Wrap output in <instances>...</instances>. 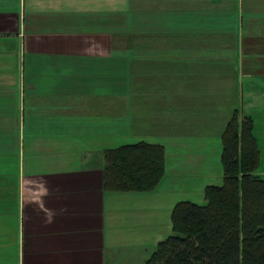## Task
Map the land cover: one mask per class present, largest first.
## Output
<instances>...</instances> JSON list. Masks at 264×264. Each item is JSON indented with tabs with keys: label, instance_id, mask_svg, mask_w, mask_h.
Segmentation results:
<instances>
[{
	"label": "crops",
	"instance_id": "1",
	"mask_svg": "<svg viewBox=\"0 0 264 264\" xmlns=\"http://www.w3.org/2000/svg\"><path fill=\"white\" fill-rule=\"evenodd\" d=\"M162 84L185 124L232 88L264 173V0H0V264H143L175 202L221 183L198 136L170 138L154 190H104V149L160 143L137 120Z\"/></svg>",
	"mask_w": 264,
	"mask_h": 264
},
{
	"label": "trees",
	"instance_id": "2",
	"mask_svg": "<svg viewBox=\"0 0 264 264\" xmlns=\"http://www.w3.org/2000/svg\"><path fill=\"white\" fill-rule=\"evenodd\" d=\"M250 115L234 109L221 135L220 184L201 203L178 200L170 232L143 264H264V177ZM103 188L152 191L165 174V146L137 141L103 150Z\"/></svg>",
	"mask_w": 264,
	"mask_h": 264
},
{
	"label": "rangeland",
	"instance_id": "3",
	"mask_svg": "<svg viewBox=\"0 0 264 264\" xmlns=\"http://www.w3.org/2000/svg\"><path fill=\"white\" fill-rule=\"evenodd\" d=\"M155 80L160 81L161 77H157ZM164 83L167 85V82H164ZM166 87L167 86H164L162 84L160 87L161 91L146 97V99L144 101V102L149 103V104L156 101L160 104V106L162 107L158 111L160 119L159 120L150 119L149 116H147V115H145V119L140 117L139 120H137V130L139 132L140 131L142 132V133H139V135L143 136L145 139H150V137H154V138H156V140L158 139L157 142H160L165 146L166 167L169 168V160H170L169 151H170V147H171L170 138L175 139L174 141L177 144L181 143L182 148L186 147L185 144L190 145V147H191L192 144L193 145H195V144L199 145L201 142H203L201 140V138H196L198 136H213V137H220V139H221L222 132L225 128V125L228 122V119L230 118V116H231V114L235 108L240 109V104L236 100L232 99L235 95L232 92V88H230L229 90H227L225 92V100H226L225 103L224 102L218 103L219 108H209L210 105H208L206 107L207 108V118L203 119L205 122L204 124H202L201 121H198L197 123H192V124H185L184 120L179 118L181 108L175 109L176 118L174 119L175 121L173 120L174 122H172V119H170V117H169V108H168V104H169V102H171V101H169L170 93H167V90H163ZM215 105H217V104H215ZM210 107H213V105ZM152 111L153 110H149L148 108H146V113H150ZM223 114H224V117H223ZM240 115H242V114H240ZM192 118H189L187 120H190ZM252 131H253V128H252ZM253 134H254V131H253ZM191 136H194V137H192L193 140H188L189 142L178 141V140H183L182 137L190 138ZM254 136H255V134H254ZM255 138H256V136H255ZM146 141H151V140H146ZM192 141H193V143H192ZM151 142H153V141H151ZM124 143H127V142H124ZM128 143H130V142H128ZM213 143L215 144V142H212V144ZM257 145H258V143H257ZM261 145H262V148H264V142H261ZM187 159L190 160V158H188L186 156V160ZM207 160L208 159L206 158V161ZM219 168H221L220 165H219ZM212 171L217 172L218 170L215 168ZM259 174L262 177H264V173L260 172ZM196 177H198V176H196ZM202 177L204 180L208 179V178H206L207 175H205V174H203ZM171 181H173V180H171ZM182 192H184V191H182ZM185 194L189 195V193L187 191L185 192ZM190 197H195V196H190ZM183 199H187V198H183ZM196 199H198V198H195V201H199L197 203H201L200 202L201 199L200 200H196ZM152 251H153V249H152Z\"/></svg>",
	"mask_w": 264,
	"mask_h": 264
}]
</instances>
